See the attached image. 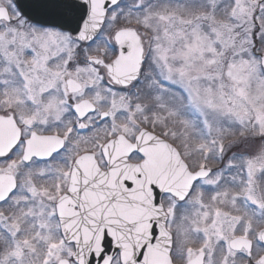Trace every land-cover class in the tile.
Masks as SVG:
<instances>
[{
    "label": "snow or ice",
    "instance_id": "6c2138e0",
    "mask_svg": "<svg viewBox=\"0 0 264 264\" xmlns=\"http://www.w3.org/2000/svg\"><path fill=\"white\" fill-rule=\"evenodd\" d=\"M0 264H264V0H0Z\"/></svg>",
    "mask_w": 264,
    "mask_h": 264
}]
</instances>
